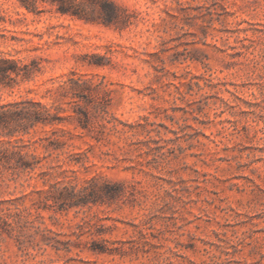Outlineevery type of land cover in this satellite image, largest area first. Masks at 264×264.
<instances>
[{
	"label": "rangeland",
	"instance_id": "obj_1",
	"mask_svg": "<svg viewBox=\"0 0 264 264\" xmlns=\"http://www.w3.org/2000/svg\"><path fill=\"white\" fill-rule=\"evenodd\" d=\"M78 1L0 0V106L65 119L15 138L0 264H264V0Z\"/></svg>",
	"mask_w": 264,
	"mask_h": 264
},
{
	"label": "trees",
	"instance_id": "obj_2",
	"mask_svg": "<svg viewBox=\"0 0 264 264\" xmlns=\"http://www.w3.org/2000/svg\"><path fill=\"white\" fill-rule=\"evenodd\" d=\"M21 3L30 11L37 9L38 3H50L57 6L61 14L76 16L81 19L87 18V13L83 5L78 0H20ZM110 5V3H109ZM112 5V3H111ZM101 10L105 13L103 17L106 22V10L108 4L100 3ZM13 74L19 76V71L15 62L5 59L1 61L0 83L9 85L14 81ZM58 113L45 104L34 99H27L19 102H13L0 106V138L8 139L7 142L0 140V175L10 172L18 176L22 173L32 174L41 160H37L34 155H29L24 151L26 145H22V138L15 139L21 134H30L31 130L38 125L56 126L63 122ZM86 127V125H83ZM47 174H44L46 176ZM87 201H77L78 204H84Z\"/></svg>",
	"mask_w": 264,
	"mask_h": 264
}]
</instances>
